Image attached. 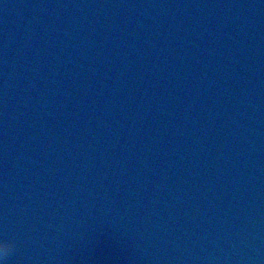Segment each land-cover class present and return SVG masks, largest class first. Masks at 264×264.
<instances>
[{"label":"water","instance_id":"1","mask_svg":"<svg viewBox=\"0 0 264 264\" xmlns=\"http://www.w3.org/2000/svg\"><path fill=\"white\" fill-rule=\"evenodd\" d=\"M200 264H264V162Z\"/></svg>","mask_w":264,"mask_h":264},{"label":"clouds","instance_id":"2","mask_svg":"<svg viewBox=\"0 0 264 264\" xmlns=\"http://www.w3.org/2000/svg\"><path fill=\"white\" fill-rule=\"evenodd\" d=\"M15 247L16 242L14 240L5 239L0 241V258L7 260Z\"/></svg>","mask_w":264,"mask_h":264}]
</instances>
